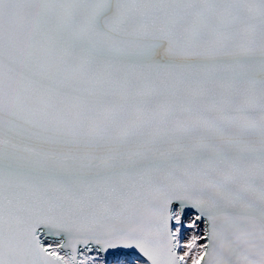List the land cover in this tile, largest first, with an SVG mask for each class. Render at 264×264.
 <instances>
[{
    "label": "snow or ice",
    "instance_id": "1",
    "mask_svg": "<svg viewBox=\"0 0 264 264\" xmlns=\"http://www.w3.org/2000/svg\"><path fill=\"white\" fill-rule=\"evenodd\" d=\"M0 264H264V0H0Z\"/></svg>",
    "mask_w": 264,
    "mask_h": 264
}]
</instances>
